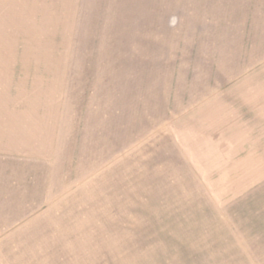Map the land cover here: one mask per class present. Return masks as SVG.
Wrapping results in <instances>:
<instances>
[{
  "label": "rangeland",
  "instance_id": "374dc122",
  "mask_svg": "<svg viewBox=\"0 0 264 264\" xmlns=\"http://www.w3.org/2000/svg\"><path fill=\"white\" fill-rule=\"evenodd\" d=\"M0 264H264V0H0Z\"/></svg>",
  "mask_w": 264,
  "mask_h": 264
}]
</instances>
